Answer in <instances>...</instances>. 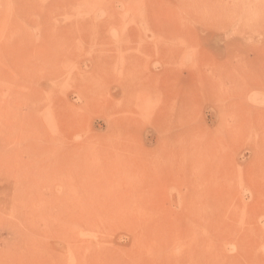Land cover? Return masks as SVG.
<instances>
[{
  "label": "rangeland",
  "instance_id": "1",
  "mask_svg": "<svg viewBox=\"0 0 264 264\" xmlns=\"http://www.w3.org/2000/svg\"><path fill=\"white\" fill-rule=\"evenodd\" d=\"M0 264H264V0H0Z\"/></svg>",
  "mask_w": 264,
  "mask_h": 264
},
{
  "label": "bare ground",
  "instance_id": "2",
  "mask_svg": "<svg viewBox=\"0 0 264 264\" xmlns=\"http://www.w3.org/2000/svg\"><path fill=\"white\" fill-rule=\"evenodd\" d=\"M244 24H245V23H244ZM241 26H242V25H241ZM163 47H165V46H163ZM162 49L165 50L164 48H162ZM236 82H237V81H236ZM219 83H220V82H219ZM221 83H222V82H221ZM221 83H220V84H221ZM237 84H238V82H237ZM127 90H128V89H127ZM156 95H157V94H156Z\"/></svg>",
  "mask_w": 264,
  "mask_h": 264
}]
</instances>
